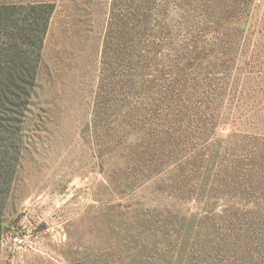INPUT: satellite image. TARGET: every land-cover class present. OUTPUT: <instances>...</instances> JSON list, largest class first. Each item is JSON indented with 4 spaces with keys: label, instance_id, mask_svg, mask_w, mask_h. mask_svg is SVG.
<instances>
[{
    "label": "rangeland",
    "instance_id": "1",
    "mask_svg": "<svg viewBox=\"0 0 264 264\" xmlns=\"http://www.w3.org/2000/svg\"><path fill=\"white\" fill-rule=\"evenodd\" d=\"M11 6L0 60L37 74L0 129V264H264V0Z\"/></svg>",
    "mask_w": 264,
    "mask_h": 264
},
{
    "label": "trees",
    "instance_id": "2",
    "mask_svg": "<svg viewBox=\"0 0 264 264\" xmlns=\"http://www.w3.org/2000/svg\"><path fill=\"white\" fill-rule=\"evenodd\" d=\"M20 9H27V11L30 12V15H36L34 19L37 25L39 15L43 16V23L41 24V31L39 35L40 47L42 37L46 32L48 19L53 10L52 6L30 5L29 7H21ZM10 10L14 11L16 10V7L11 6L1 8V18H3L4 16L7 17ZM3 12L7 15L3 14ZM12 16L13 15H10V18ZM22 34L23 38H28V40L33 37V35L31 34V29H25L24 26L22 27ZM9 37H12V35H9ZM15 55H18V51H16ZM19 58L21 57H16L17 60L15 61L0 60V129L2 130L5 129L8 131L7 128H12L14 122H18L17 118H21L23 113L26 112V108L29 105L30 97L32 95V88L36 80L37 62H32L28 57L21 59ZM3 135L0 132V141L2 140ZM8 151H11L12 153L11 158H8ZM3 153L5 159H9L13 162L16 161V156H18L16 146H14L12 143H10L9 145V150L5 148V151ZM1 163L2 165L4 164L3 161Z\"/></svg>",
    "mask_w": 264,
    "mask_h": 264
},
{
    "label": "built area",
    "instance_id": "3",
    "mask_svg": "<svg viewBox=\"0 0 264 264\" xmlns=\"http://www.w3.org/2000/svg\"><path fill=\"white\" fill-rule=\"evenodd\" d=\"M14 241H15V242H17V241H18V239H17V238H15V239H14Z\"/></svg>",
    "mask_w": 264,
    "mask_h": 264
}]
</instances>
